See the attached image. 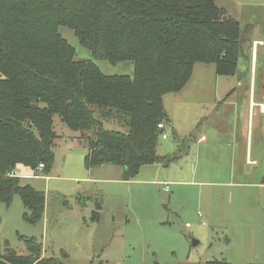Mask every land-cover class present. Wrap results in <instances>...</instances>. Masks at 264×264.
Segmentation results:
<instances>
[{
  "label": "trees",
  "instance_id": "obj_1",
  "mask_svg": "<svg viewBox=\"0 0 264 264\" xmlns=\"http://www.w3.org/2000/svg\"><path fill=\"white\" fill-rule=\"evenodd\" d=\"M61 26L94 59L132 61L134 75H107L93 60L77 59ZM243 44L240 23L218 0H0V202L9 207L19 195L24 220H42L45 192L14 171L24 166L37 176L44 164L48 176L56 115L81 133L88 169L118 166L131 180L145 165H168L177 157L160 152L159 124L171 121L164 97L185 87L197 63L234 74ZM109 120L126 131L105 128ZM21 238L28 254L11 249L0 264H62L42 256L37 238Z\"/></svg>",
  "mask_w": 264,
  "mask_h": 264
},
{
  "label": "rangeland",
  "instance_id": "obj_2",
  "mask_svg": "<svg viewBox=\"0 0 264 264\" xmlns=\"http://www.w3.org/2000/svg\"><path fill=\"white\" fill-rule=\"evenodd\" d=\"M60 32L76 49L77 59L93 60L107 75H134L132 61L113 64L105 59H94L74 30L61 26ZM250 56L251 47L246 45L239 57L236 75H220L216 65L198 63L193 76V87L217 89L220 103L241 105V124L245 110L248 116L249 102H242V89L248 87ZM204 76L208 78L205 81ZM235 88L240 90V95L231 97ZM182 94L171 93L164 98L171 121L165 130L168 138L161 136L159 147L170 157H181L168 164L171 168L168 177H180L185 182L169 183L166 189L163 175L159 174L161 169L155 172L161 182L155 183L144 181L141 176L121 179L123 170L114 165L88 169L85 159L89 148L80 141L81 133L70 129L56 115L55 156L48 177L43 170H38L40 175L34 178L30 168L22 169L32 175V178H22V183L31 184L46 194L43 218L37 224L25 221V207L19 195L9 207L0 202V253L6 254L12 249L18 255L28 254L21 238L25 236L35 237L42 243V256L62 264H206L213 259H223L227 264H247L232 254L229 228L205 224L201 218L208 192L212 193L215 213L222 207L230 209L229 197L222 196L218 188L196 182L198 178L192 176L196 168V140L201 136L202 125L214 121L221 111L224 126H229L230 108H218L215 98L208 100L207 96L205 104L215 107L205 110L206 118L192 124L183 112ZM245 96L248 101L249 95L245 93ZM104 126L126 131L113 120L105 121ZM172 128L180 136L173 133ZM178 139H183L179 148ZM170 144H175L174 150L166 152ZM203 166V162L197 163L199 170ZM95 214L98 220L94 219ZM188 222L191 227L186 226Z\"/></svg>",
  "mask_w": 264,
  "mask_h": 264
},
{
  "label": "crops",
  "instance_id": "obj_3",
  "mask_svg": "<svg viewBox=\"0 0 264 264\" xmlns=\"http://www.w3.org/2000/svg\"><path fill=\"white\" fill-rule=\"evenodd\" d=\"M218 2L230 17L240 23L243 29V45L251 47L250 78L248 87L242 89L244 96L242 102H249L248 116L245 110L246 114L241 124L239 120L241 105L239 107L237 103L230 102L228 106L227 101L220 103L218 100L221 96L217 89L192 86L198 63L194 67L189 82L176 93H183V112L188 119H191L192 124L201 118H206L205 110L215 107L213 104L208 106L207 103L205 104L207 96H209L208 100L215 98L217 101L215 105H218V108L222 110L230 108L232 116L229 126H224L221 111L214 121H207L202 125L201 136L196 140V168L192 170V176L199 180L196 182L218 188L222 196L229 197L230 209L222 207L215 213V207L211 203L213 196L211 192H208L201 218L205 224L209 222L211 225L229 228V243L232 246V254L238 261H246L247 264H264V116L258 105L264 103V0H218ZM228 2H230L229 5ZM227 6L230 7L229 10ZM255 41H263V43L254 47ZM236 72L232 75H236ZM207 79L204 76V81ZM239 91L235 88L231 97L240 95ZM245 93L249 95L248 101ZM252 102L256 105L253 106ZM246 106L244 104L243 108L246 109ZM167 126L168 124L165 130ZM172 131L175 133L173 128ZM164 134L166 135L165 131ZM166 138H168L167 135L164 139ZM183 139H178L176 144L178 148L183 145ZM174 145L170 144L166 152L173 151ZM160 152L167 155L161 149ZM173 157H177L174 162L181 158ZM198 162L204 163L200 170L197 167ZM168 167L163 164L145 165L137 177L141 176L144 181L151 183L161 182L157 180L159 176L155 175V172L161 169L159 174L163 175L166 189L169 183L185 182L180 177H168L171 171ZM22 169L26 170L24 166L16 169L21 179L32 178V175L23 172ZM33 177L36 178V176Z\"/></svg>",
  "mask_w": 264,
  "mask_h": 264
},
{
  "label": "built area",
  "instance_id": "obj_4",
  "mask_svg": "<svg viewBox=\"0 0 264 264\" xmlns=\"http://www.w3.org/2000/svg\"><path fill=\"white\" fill-rule=\"evenodd\" d=\"M262 44L263 43V41H255L254 42V47H256L258 44ZM252 105L254 106V105H256L255 103H253L252 102ZM259 105V107H260V109H261V111H262V113H263V116H264V103H260V104H258ZM165 123H160L159 124V128H161V129H165ZM163 137L165 138L166 137V135L165 134H163ZM204 138V137H203ZM44 169V164H40V166L38 167V170L39 171H42ZM14 173L15 174H17V172L16 171H14ZM186 226L188 227V226H190V223L188 222V223H186Z\"/></svg>",
  "mask_w": 264,
  "mask_h": 264
}]
</instances>
